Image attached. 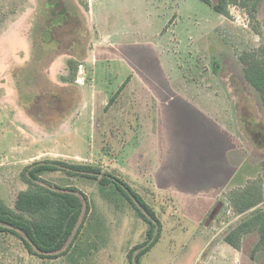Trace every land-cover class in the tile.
I'll list each match as a JSON object with an SVG mask.
<instances>
[{
  "label": "rangeland",
  "instance_id": "1",
  "mask_svg": "<svg viewBox=\"0 0 264 264\" xmlns=\"http://www.w3.org/2000/svg\"><path fill=\"white\" fill-rule=\"evenodd\" d=\"M230 12L202 0H0V195L13 206L26 188L20 172L34 161L92 164L135 187L160 222L141 264H232L217 237L251 210L238 214L229 193L264 177V107L239 58L264 45V0L255 17ZM172 93L195 99L200 112L178 99L165 108L160 99ZM202 113L226 126L243 156L215 202L227 176L223 137L183 136ZM157 134L177 141L159 173L169 167L178 181L162 192L149 177ZM43 178L88 195L84 229L62 257L45 260L0 233V264H131L149 223L115 183L61 171ZM207 225L213 238L200 234ZM257 241L247 234L236 262L264 264Z\"/></svg>",
  "mask_w": 264,
  "mask_h": 264
},
{
  "label": "trees",
  "instance_id": "2",
  "mask_svg": "<svg viewBox=\"0 0 264 264\" xmlns=\"http://www.w3.org/2000/svg\"><path fill=\"white\" fill-rule=\"evenodd\" d=\"M214 10L230 18L231 7L240 8L255 17L258 0H202ZM246 80L257 90L264 107V45L240 55ZM78 65L74 66L77 69ZM264 169V161L262 162ZM61 171L68 176L97 179L103 185L115 183L141 217L149 223L148 237L129 252L131 264H141L143 254L158 241L160 222L142 196L125 180L103 172L98 166L66 160H38L26 165L20 179L26 188L19 190L14 205L0 195V232L21 240L30 254L42 258L64 255L79 237L90 213L88 195L73 185L60 186L43 178L47 172ZM229 202L238 214L249 212L225 234V241L236 249L244 236L259 233L257 248L264 249V177L252 180L242 189L229 193Z\"/></svg>",
  "mask_w": 264,
  "mask_h": 264
},
{
  "label": "crops",
  "instance_id": "3",
  "mask_svg": "<svg viewBox=\"0 0 264 264\" xmlns=\"http://www.w3.org/2000/svg\"><path fill=\"white\" fill-rule=\"evenodd\" d=\"M92 1L93 0H89L90 5H91ZM90 15H93L94 21L90 20V18H89ZM88 19L90 21L91 26H97L95 23V16L93 13V8L91 6H90V11L88 12ZM177 94L172 93V94H169L170 97H167V99H160V100H163L162 101L163 106L165 108L166 107L169 108L171 105L170 104L171 101H175V99H178L176 101H180L184 105H186L190 111V114H193L194 111L200 112V109H199L200 106L198 107V105L195 103V99L190 98L189 96H185L187 94H184V93L183 94L180 93V96ZM184 111H179V113H183ZM170 115L172 117L171 113H170ZM170 115L168 114L169 118H171ZM194 116H196V114H194ZM167 119H164V120H167ZM198 119L199 120L197 122H195L194 118H193L192 123H193V126L195 127V131H194V134L192 135V137H189L188 135H183L184 137H186L189 140H190V138H193V140H194L198 136V138H200V140H207L208 136L210 134L218 132V133H220V135L223 137V140H224V154H223V157H224L223 162L224 163H223V165L226 167L225 173L227 174V176L224 178L223 182L220 184L221 187L216 188L218 190V192L214 196V199H213L215 202L217 200V198L219 197L220 193L223 192L229 186L230 182L234 179V176H235L237 170L239 169V167L242 163L243 156H242L241 152L239 151V149L236 147V145L234 146V142L230 136V131H228L226 129V126L224 127L225 129H223L222 125L219 123V121L216 120V118L213 115H210V114L208 115V114L202 113V116H200V118H198ZM164 120L161 121V124L163 125V127H164L163 122H165ZM198 122H200V124L202 122V124H204L205 126H202V127L197 126ZM164 135L165 134H157V135H153V137H151L152 138L151 143H154L151 146V148H154V151L156 152V156L158 158V161L155 165L156 168L155 169L153 168L152 171L149 170V172H150L149 177H150V181L154 179L153 185H154V188L156 189V191H158V192L159 191L162 192V191H165L166 189H169V187H171V185H174L175 181H178L177 177L175 178V176H173L172 174L171 175L168 174V173H170V172H168L169 167H167V169H164L163 172L161 171L159 173V170H161L159 167L165 166L164 164L166 162V159L170 158V155L175 150V144L177 143V141L174 139L175 138L174 136H164ZM218 158L222 159V157H220V156ZM143 172L146 173V168L144 169ZM146 181L147 180L144 179V182H146ZM160 181H162L163 183H160ZM132 183L134 184V182H132ZM84 226H85V224H84ZM83 229H84V227H83ZM83 229H82V231H83ZM199 229H200L201 236L202 235L206 236V238H208L210 236H211V238L214 237L213 236L214 231L213 230L211 231L210 226H208V225L203 226ZM82 231H81V233H82ZM0 233H2V232H0ZM226 233H224L220 237L219 236L217 237V238H220V241H218V247H220V246L223 247L224 250H226L229 254H231L233 256L232 264H241V263L236 262V258L238 256L234 255L236 253H241V248L236 249L233 246H231L230 244H228L224 240ZM250 233L251 234L254 233V235H256V237L259 239V233L257 230L251 231L247 234H250ZM2 234L10 237L11 238V244H13V246H16L18 249H24L23 251H25V253L27 252L30 257H36L39 259L42 258V257H39L37 255L30 254L28 252V250L24 247L21 240L18 239L17 237H15L11 234H6V233H2ZM246 235L244 236V238L246 237ZM244 238H243V241H244ZM62 256H60V257H62ZM43 259L45 260V259H55V258H43Z\"/></svg>",
  "mask_w": 264,
  "mask_h": 264
}]
</instances>
